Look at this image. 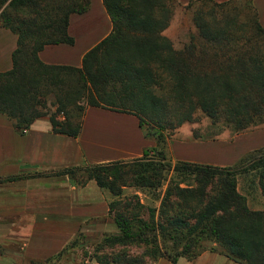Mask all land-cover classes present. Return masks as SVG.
<instances>
[{"label":"trees","instance_id":"1","mask_svg":"<svg viewBox=\"0 0 264 264\" xmlns=\"http://www.w3.org/2000/svg\"><path fill=\"white\" fill-rule=\"evenodd\" d=\"M104 4L114 32L75 68L45 64L40 53L75 45L70 18L88 13L91 0H0V23L18 37L13 69L0 73V114L22 134L49 118L55 134L78 138L86 109H105L136 116L157 140L142 158L58 174L81 186L95 181L118 199L109 206L119 233L97 246L98 264L195 261L208 243L242 264H264V211L252 210L239 189V179L250 176L264 196V148L229 167L174 164L167 151L179 128L203 118L210 121L205 139L264 125V27L253 2L240 8L237 0H192L186 9L198 35L182 50L164 34L180 8L177 0ZM165 186L160 207L147 218L139 196L122 198L124 188L159 192ZM131 247L144 251L114 257L117 249ZM106 251L112 257L100 255Z\"/></svg>","mask_w":264,"mask_h":264},{"label":"crops","instance_id":"2","mask_svg":"<svg viewBox=\"0 0 264 264\" xmlns=\"http://www.w3.org/2000/svg\"><path fill=\"white\" fill-rule=\"evenodd\" d=\"M181 12L192 0H177ZM199 1V0H196ZM225 3L228 0H214ZM253 2L264 27V0ZM165 36L175 42L170 31ZM114 32L104 0H91L90 11L70 18L69 34L74 46H49L40 53L48 65L82 68L85 57ZM18 37L0 23V73L13 69ZM132 132V133H131ZM264 134V133H263ZM258 141L264 145V135ZM158 146L134 115L105 109L87 110L78 138L53 132L49 118L36 121L24 134L0 114V264H47L76 242L78 232L89 230L91 219L110 216L105 191L95 181L81 186L58 174L85 165H102L142 158ZM178 162L207 163L197 154L210 149L199 142L173 145ZM98 231H103L98 225ZM157 264H172L162 259ZM178 264H242L207 252L198 260Z\"/></svg>","mask_w":264,"mask_h":264},{"label":"rangeland","instance_id":"3","mask_svg":"<svg viewBox=\"0 0 264 264\" xmlns=\"http://www.w3.org/2000/svg\"><path fill=\"white\" fill-rule=\"evenodd\" d=\"M246 1L248 0H237V3L240 5V8H246ZM170 27V31L174 36L172 38H175L174 44L177 50H182L184 46L189 43L192 36L198 35L193 21L192 10L184 9L181 12L180 8L176 9ZM52 99L49 101L50 104L54 101V99ZM88 109H90V107L86 109V113ZM50 112L51 114L55 112V109L51 108V106ZM209 124L210 121L203 118L200 123L185 124L179 128L168 142L167 151L169 159L174 164L178 162L173 147L176 142L179 144L199 142L207 147H210V149H204L201 153L197 154L198 160L207 161V163L198 164L212 165L217 167L235 166L244 156L264 148V145L260 144L258 141L259 137L264 135V125L238 134L231 133L227 130L220 136L214 137L213 139L201 138L206 137ZM251 180L252 177L250 176L241 177L239 179L240 192L246 196L249 207L252 210L264 211V196L262 195V191L257 185H253ZM167 187L168 186H165L159 192H153L149 189H141L138 187H128L124 188L122 198L125 199L139 196L142 206H139L138 208L140 211L142 210L141 216L147 218L149 210L155 208L158 209L160 207V199L163 198V194L165 193ZM104 191L109 203L118 201V199H116L110 193V191ZM98 225H103V231L99 232L97 230L99 227ZM88 226L89 230H86V232H83L82 229L78 232L76 237L78 244L75 247L68 248L62 255L52 259V261L47 264H98L96 260L98 255L96 253L97 246L103 241L105 236L117 235L119 230L112 215L108 216L107 218H100L98 220L91 219ZM206 249L207 250L204 253L211 252L227 257L224 250L215 243L206 244ZM3 251L4 250L2 249V252ZM143 251V248L131 247L126 250L117 249L113 254L114 257L120 254L137 257L140 256ZM100 255L103 257H112L111 251H106L104 254ZM146 260L149 264H153L149 258ZM180 260L189 261L185 258Z\"/></svg>","mask_w":264,"mask_h":264},{"label":"bare ground","instance_id":"4","mask_svg":"<svg viewBox=\"0 0 264 264\" xmlns=\"http://www.w3.org/2000/svg\"><path fill=\"white\" fill-rule=\"evenodd\" d=\"M132 133V132H131Z\"/></svg>","mask_w":264,"mask_h":264}]
</instances>
